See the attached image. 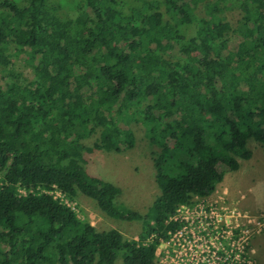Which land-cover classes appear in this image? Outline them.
Wrapping results in <instances>:
<instances>
[{"label": "trees", "instance_id": "obj_1", "mask_svg": "<svg viewBox=\"0 0 264 264\" xmlns=\"http://www.w3.org/2000/svg\"><path fill=\"white\" fill-rule=\"evenodd\" d=\"M59 1L0 0V264H156L178 208L249 159V139L264 153V0H79L68 14ZM190 25L203 31L185 38ZM146 120L158 194L124 239L63 201L138 218L83 154L130 148Z\"/></svg>", "mask_w": 264, "mask_h": 264}, {"label": "rangeland", "instance_id": "obj_2", "mask_svg": "<svg viewBox=\"0 0 264 264\" xmlns=\"http://www.w3.org/2000/svg\"><path fill=\"white\" fill-rule=\"evenodd\" d=\"M59 2L64 14L73 12L80 3L79 0ZM239 15L237 8L226 9L219 15L225 27L219 28L214 22L211 27L224 33L235 27ZM202 31L190 25L184 29V37ZM222 67L228 71V66ZM7 69L21 73V77L31 76L30 69L19 58H13ZM148 124L147 120L131 124L132 145L120 153L83 154L87 174L116 186L120 190L116 204L138 217L110 219L99 213L92 200L78 194L70 203L73 210L97 230L115 229L124 239L133 240L140 233V218L158 194L149 156L154 148L144 135V126ZM120 130V134L125 131ZM247 147L251 157L238 159L236 171L225 172L207 196L193 197L190 205L178 208L176 218L182 223L181 234L174 237L170 234L157 246L156 264H264V153L261 144L252 139ZM196 156L195 159H204L207 151L202 150ZM114 264L122 262L118 259Z\"/></svg>", "mask_w": 264, "mask_h": 264}, {"label": "built area", "instance_id": "obj_3", "mask_svg": "<svg viewBox=\"0 0 264 264\" xmlns=\"http://www.w3.org/2000/svg\"><path fill=\"white\" fill-rule=\"evenodd\" d=\"M54 194H57L58 195V197H56V195H54ZM54 197H56V198H61V196H60V194L58 193V192H54ZM67 206H69L71 209H73V206H72V204H70V203H68V202H66V201H63ZM178 211V210H177ZM173 220H177V218H176V216L174 217V219ZM170 234H172L173 235V237L174 236H180V234H181V231H180V229L179 230H176L174 233H168L167 235L169 236ZM168 239V238H167ZM166 239V240H167ZM165 240V241H166ZM171 240V239H170ZM164 242V241H163ZM156 251H157V248H156V250H155V258H156Z\"/></svg>", "mask_w": 264, "mask_h": 264}]
</instances>
